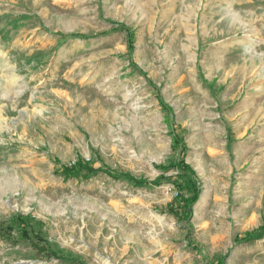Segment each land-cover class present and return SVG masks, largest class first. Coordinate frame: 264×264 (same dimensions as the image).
<instances>
[{
  "label": "rangeland",
  "instance_id": "1",
  "mask_svg": "<svg viewBox=\"0 0 264 264\" xmlns=\"http://www.w3.org/2000/svg\"><path fill=\"white\" fill-rule=\"evenodd\" d=\"M170 122L211 190L187 222L170 179L133 180L179 156ZM78 158L133 179L61 171ZM19 215L53 255L13 230L0 264H264V236L235 244L264 223V0H0L1 226Z\"/></svg>",
  "mask_w": 264,
  "mask_h": 264
},
{
  "label": "trees",
  "instance_id": "2",
  "mask_svg": "<svg viewBox=\"0 0 264 264\" xmlns=\"http://www.w3.org/2000/svg\"><path fill=\"white\" fill-rule=\"evenodd\" d=\"M119 25V24H115ZM131 36L128 33V51L132 52L133 45L131 43ZM159 97V96H158ZM159 102L164 108V110L170 112V107L165 104V102L159 98ZM168 121V119L166 120ZM169 135L172 138V149H179V156L177 159H170L165 164L156 165V167L162 171V174L158 175L153 180L147 179H133L127 173H119L105 169H94L88 161L78 158L72 164H64L61 166V171L67 176H75L80 171H84L88 175H96L99 172H103L108 177L112 179H122L129 178L133 179L136 185L144 186H159L163 181L170 179L171 183L176 189V195L173 201L167 204V211L173 214L179 221H189L192 215V207L197 202L200 192V183L198 177L193 170V168L186 163L185 153L187 147L183 142L182 137L175 134L172 124L170 122ZM171 169H175L177 173L170 176L169 178L165 175L166 172H169ZM29 219L28 216L19 215L17 217H12L10 222L12 223L9 226L2 227L0 224V237L9 238L11 237L12 231L14 230L20 239L29 240L33 242V247L37 250L38 253L45 252L49 255H53L46 244L42 241L37 234H30L27 230L29 224H26V221ZM14 223H17L13 228ZM264 236V223L259 227L247 231L242 237H236L235 244L240 243H250L256 240L261 239ZM44 245V246H40ZM221 264V263H219Z\"/></svg>",
  "mask_w": 264,
  "mask_h": 264
},
{
  "label": "bare ground",
  "instance_id": "3",
  "mask_svg": "<svg viewBox=\"0 0 264 264\" xmlns=\"http://www.w3.org/2000/svg\"><path fill=\"white\" fill-rule=\"evenodd\" d=\"M222 177H223V173H221ZM207 177V176H206ZM219 179V178H218ZM224 180L222 178H220L218 181H216V184H215V189L221 193L222 190H223V187H224ZM211 193V190L209 188V185L206 184V187L205 189L203 190L201 196H200V199L198 200V202L196 203L195 205V215L197 217L201 216L203 213H206V209H207V197H208V194Z\"/></svg>",
  "mask_w": 264,
  "mask_h": 264
}]
</instances>
